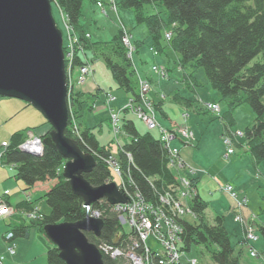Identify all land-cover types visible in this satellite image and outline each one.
Instances as JSON below:
<instances>
[{
    "label": "trees",
    "instance_id": "trees-1",
    "mask_svg": "<svg viewBox=\"0 0 264 264\" xmlns=\"http://www.w3.org/2000/svg\"><path fill=\"white\" fill-rule=\"evenodd\" d=\"M64 14L67 15L71 27L76 31V47L79 45L86 54L106 59L113 76L119 86L132 93V99L139 97L137 79L122 42L120 31L111 41H91L84 37L85 29L81 23L83 16V0H54ZM104 1V0H102ZM100 1L102 4L103 2ZM119 1V0H118ZM115 0L116 6L135 10L139 24L145 23L153 38V47L161 48L160 40L164 36L167 44L180 56L182 66L194 64L203 67L213 88L218 90L228 102V111L219 117L225 120V128L234 122L232 110L243 102L251 105L255 112L253 123L242 132L244 140L234 142L235 147H247L256 162L264 161V60L255 61L264 53V0ZM110 3H112L110 1ZM147 4L162 5L166 8L167 20L161 12L146 14ZM171 25L172 36L167 40L163 31ZM166 34V32H165ZM83 56V55H82ZM81 54H77L74 64L84 62ZM94 94V97L97 96ZM73 90L71 104L80 120L83 105L93 96ZM190 100L183 101L186 107ZM48 124V122H46ZM124 131L130 137L118 152L123 175L133 182L149 200L155 202L159 195L176 189L179 180L170 166L169 149L161 140L160 134L153 131L140 133L132 120L124 119ZM27 130L13 133L4 147L5 163L17 170V177L23 180L28 189L38 182L56 180V183L44 195L50 212L28 224L15 225L12 230L15 238H27L32 227L44 231L48 224L61 222H78L87 216L84 198L77 194L68 179L63 175L66 159L50 145H45L41 154L26 152L23 143ZM33 130V128H32ZM228 130V129H227ZM66 134L72 137L69 129ZM78 140L85 152L94 153L97 164L85 178L93 186H100L113 178L107 163L110 156L107 147L100 145L92 129H82ZM45 136V134L43 135ZM193 180L196 179L193 178ZM130 182L129 184H132ZM197 189V184L195 185ZM191 197L190 205L199 217L196 221L183 220L184 234L182 248L191 252L198 245H204L211 251V259L215 264H242L235 256V246L231 235L224 225V216L218 215L215 225L203 221V213L208 207L198 192ZM92 208L101 212L104 225L100 236L93 232H85L90 242L101 250L102 243L121 245L127 234H120L122 225L119 214L108 201L93 203ZM27 213L33 211L28 204L22 205ZM264 235V226L260 225ZM59 249L53 246L48 251L50 264H66L59 256ZM103 253L105 264H128L125 257L113 258ZM198 258V257H197ZM0 264H3L0 260ZM201 264V261L199 262Z\"/></svg>",
    "mask_w": 264,
    "mask_h": 264
},
{
    "label": "rangeland",
    "instance_id": "rangeland-1",
    "mask_svg": "<svg viewBox=\"0 0 264 264\" xmlns=\"http://www.w3.org/2000/svg\"><path fill=\"white\" fill-rule=\"evenodd\" d=\"M100 1L101 0H96L95 1L96 4H95L92 0H83V16L81 17V21L83 22L84 29H85L84 37L86 39L91 40V41H93L92 40V37H93L94 40L102 42V41L113 40L114 37L120 31H122L121 33H123L122 34L123 36H124L125 32H126V34L129 35L130 43L132 45V49L130 48V46H128V45L126 46L124 44L123 37H122V42H123V45L125 47L126 55L129 59V61L132 63V68L134 69V74H135L134 77L137 79V88H138L137 92L139 93V97L135 98L134 103H136L137 101L139 102L142 99H143V104L148 103L151 106L152 110L154 111V116H155V119L158 122V124H160V123L157 119V115L159 116L160 120L164 121V118L162 117L160 111H158V108H160V105H163L164 102H165V105L163 108L168 110L170 114H172L175 118L179 117V118L183 119V117H184L186 120L187 116H188L187 113H185L182 117L184 108L181 105L177 104L175 101H173V98L178 99V96H180V92H182L183 95L191 96L190 97L191 99L193 98V102L190 103V107H193V108L196 107L195 109H197V107L199 108V112H200L199 114L196 113L195 111H189V114H191V116L193 115L192 117H194V118L197 117L201 121V119H204V116L208 115V113L204 112V109H206L208 112H211L217 116V117L215 116V118H213L212 115H208V117H212L211 122H210L211 123L210 126L212 125L210 127V130H209L210 132L207 131V134H206V136H209V138H208L209 141L206 140V142H205V145H207L209 148L215 147V143L220 142L221 148L223 147L224 149L228 150L229 146L233 147L234 142L245 139V137H242L243 133H242V135H238V134H236V132H239V131L244 132L247 129V127L253 123V121L255 119V112H254V110L250 104H248L247 102H243L242 104L237 106V108L232 110V114H233L234 119H235L234 122L232 123V127H234L233 129H235V130H233L234 133L232 132L230 136H228L227 134L221 136V134L224 132L225 123H226L223 118H219L221 116V108L219 106V109L215 110L214 108H212L210 106L213 104L215 105L219 101L221 103L223 110L227 109V111H228L229 105H228V102L223 99L220 92L218 90H216L215 88H213L212 85L210 84V82H208V78H207V75H206L204 68L200 67V66L196 67V66H194V64H186L185 66H182L180 61L177 64L178 58L180 59V56L177 52H175L171 47L168 46L164 36H162V38L160 40V44H161L162 49L158 48V47L157 48L156 47L150 48L151 45H154L153 38L151 37V35L149 33L147 25L145 23L139 24L137 22L134 9L119 6V10H118V8L116 9L114 7L113 3H110L111 4L110 8L112 11L110 12L111 14H108V10L105 8V6L103 4L102 5L99 4ZM108 1H111V0H108ZM118 2H120V0ZM52 11H53V15L55 17L57 26L59 27V29L63 33V39H64L63 40V51H64V55H65V71H66L67 84H68V90H69L68 91V98H67L68 99V106H69V122H68L67 129H69L71 132L72 137H70V138L77 141L80 149L83 150L81 148L78 140L75 139V138L78 139V137L81 138L82 124H81V120L77 119V114L73 111V107L71 104V96L69 97V92L72 89L71 84L72 85L73 84L79 85V86H75L72 89V91L78 90L80 88V86L86 81V79L88 77L87 80H88V84L90 86L91 85L93 86L94 83L96 82L95 86L101 85L103 87H107L109 90H111L116 95H118V92H119L121 96L118 95L119 98H118L117 102L119 104L120 103H122V104L126 103L123 107H121L119 109H112L110 111L111 123L108 119H105V118L103 119V123L101 121H96L94 115H96V113H97V111L95 110L97 105H96V102H94L95 101L94 99H89L88 103H85L83 105V109L79 113L81 116V113L83 112L81 117H83V115L85 117V113H87V115H88L87 120L91 121V122H93V121L96 122L94 125L95 127L92 129V130H94V134L97 136V139H98L100 145L103 147H107L111 157L116 161V160H118L117 155H118L119 149L122 148V146L125 143L130 141L129 135H127L125 133L124 128H123V124H124V118L123 117L127 116V118H126L127 120L134 121V123L136 124V126L140 132H144V131L146 132L149 129H147L148 128L147 125L144 123L143 120H141L139 118V116L134 111V109L125 108L127 106V104L129 103V101L132 99L129 97L131 95V93L126 92L122 88H119V86H118V84H117V82L113 76L112 70L110 69L108 63L106 62V59L103 56L94 57L91 53L89 54L91 57L90 56L87 57L86 52L82 51V48L79 45L76 47V45L74 44L73 48H72L71 44L69 43V37L77 38L76 31H74V29L71 27V25L68 21L67 15L63 13V11L61 10V8L57 4V2L54 0H52ZM144 12L146 14H154L157 12H161V16L165 20H167V18H168L166 8L162 5L156 6L153 4H147L144 6ZM96 18H99V24L94 22V19H96ZM171 30H172L171 25H167L166 29L163 31V35H166L165 32L166 33L171 32ZM92 34H93V36H92ZM166 39L169 40L168 38H166ZM168 49H170V50H168ZM138 50H139V52H137ZM151 50H153L155 52V54H158V53L162 54V55L157 57V60H155V62L158 65L153 64L155 62H153V55L150 52ZM79 53L81 54V56L83 55L82 58L83 57L87 58V60L89 62L88 68L90 69V72L84 76L81 83H79V76H81L80 66H82V64L81 65H75L74 64V60H75L77 54H79ZM167 57L170 58L171 62H169L167 60ZM71 60H73L72 67L70 66ZM258 60H261V61L264 60V53L257 56L249 65H252L255 61H258ZM135 62H138V66L141 67V69H143V70H145L146 68L149 69L152 66L151 70L157 74L158 81L159 82L163 81L161 87H160V85H157V84L154 85L151 82V80H149L148 78H142L138 73V69H137ZM156 66H162L165 74H160L159 72L155 71L154 67H156ZM167 66H170V68ZM179 69L180 70L185 69V71H187L190 74H193V76L198 79L199 87H198L197 92L200 96L199 100L196 99V93H194V91L190 90L191 88H194V87H192V85H186L190 88V89H188L183 84V76H184L183 71L179 72L180 71ZM141 81H147L149 83V89H148V92L146 94L147 98L140 95ZM161 90L166 94V96H167L166 99L163 96L164 93ZM72 91H71V94H72ZM97 91H98V87L93 89L91 92L94 94L97 93L96 94L97 95V104L100 106V105H102L101 97L105 94L101 93V95H100V94H98ZM151 91H152V94L154 96H160L161 100L158 101L159 103H157V102L155 103V101L152 100L151 95H150ZM107 94H110V93H107ZM129 98H130V100H129ZM114 99H112L109 95L107 96V102L108 103ZM263 102H264V97H263ZM29 105H31L32 108L35 109V111H37V113L39 114V119L41 121H39L38 125H34V127L31 126V128H33V130L30 128V130H27V132H26L27 137H26L25 142L23 143V146H27L28 149L31 148L29 145V142H27L28 139L32 138L33 136H36V137L41 139L42 145H44V139L50 138V132L53 130L51 124L46 120L44 115L39 110H37L32 104H29ZM89 108L94 109V110H88ZM113 113L119 114L120 120L118 123L112 118ZM23 116L24 115H21V116L19 115L17 118L14 119L15 121L13 123H16V124L22 123L24 121V118H25ZM190 119H191V117H190ZM46 122H48V125L50 128L48 129V131H46L44 133V132H42L44 130L43 129L44 126H42V125L45 124ZM192 123L197 128V124L195 123L194 120ZM217 123L220 124L222 127L220 135L214 134L215 125ZM36 126H39V127H36ZM176 126L177 127L178 126L187 127L186 124L185 125L179 124ZM23 129H26V128L23 127L21 130H23ZM74 129L77 130L76 133H72V130H74ZM188 129L190 130V128H188ZM190 131L193 132L192 130H190ZM153 133L155 135H159V130L154 129ZM44 134H45V136H43ZM65 134H66V132H65ZM66 136L69 137L67 134H66ZM194 140H195V136L193 133L192 142ZM5 145H7V142L4 144V146ZM235 148L241 154H243L245 152L244 147H235ZM245 148L248 150L247 147H245ZM42 152H39V153L41 154ZM83 152L85 154L90 153L93 156L95 155L94 153L85 152L84 150H83ZM200 157L203 158L204 156H200ZM94 158H95V156H94ZM67 161L68 160L66 159V162ZM66 162H65V164H66ZM96 164H97V161H96ZM171 165H175L176 167L178 166L177 163H173L172 158L170 159V166ZM177 168H179V167H177ZM177 168L172 167V169L175 171L177 177H186L187 179L188 178L191 179V176H189V175L195 174V172H192V169L194 167L191 165H188L186 162L184 163V166L182 167V169H177ZM63 170H64V166H63ZM185 170L188 172V174H186ZM117 179L118 178L115 175V178H111V180L107 181L106 183L116 182L118 185ZM191 181L195 186L196 182H194L192 179H191ZM127 182H128V180H127ZM215 186H216V184H215ZM209 188L213 189V185H210ZM196 194L197 193L193 194L192 197L195 196ZM263 194H264V190L259 189V188H256L255 191L253 192V198L257 199L254 202L255 203L254 207H255V210L257 211V213L260 214L259 215L260 218L258 217V220L256 219V222L249 223V224H255L254 226L256 229V233H257V235H259V239L257 241H251L250 243L246 242V240L243 241L244 237H245V233L243 230L244 225L241 222H237L235 220L237 216H241L239 210L242 209L243 207H245L246 205L241 206V208H238L236 201H235V204H236L235 208L238 209V211H239L238 213H235V216H234V221L236 223H234L232 221L233 216H230V214L226 215V220H225L226 226L230 230L229 233L231 235V241H232V244L235 246V256H238L240 258V261L242 264H264V235H263L262 231L260 230V228L256 225V223L264 220V197H262ZM203 195H205L206 197L208 196L207 195V189L203 190ZM216 199L217 198L213 199L215 201V203H216ZM232 199L235 200L234 198H232ZM157 201H159V200H157ZM190 201H191V199L189 200V203H190ZM6 203H7V206L9 208H11L12 214L15 213L16 212L15 207H13L11 204H9V202H6ZM218 203H219V201L216 203L218 206L214 205L215 209H213V207H210L208 204V207L204 211L203 216H202L204 222L211 224V225H215V223H216L215 219L219 215L216 213L215 210H217L218 212H221V209H222L221 204H218ZM33 210L35 212H33L32 216H29L30 221L31 220H37V219L41 218L43 215V213H41L39 209H33ZM89 214L91 216H93L92 212H90V210H89ZM94 217H97V216H94ZM198 219H199V217L195 213L187 212L185 215H183L182 220L196 221ZM242 220H244V219L242 218ZM124 230L127 233L131 232L132 229H131V226L129 223L124 224ZM11 231H13V230H11ZM7 235H8V232H7L6 236ZM5 239H7V238H5ZM7 240H9V239H7ZM9 242L10 243H8V247H7L8 253L10 255H14V254H16V251H17L16 243L14 242V244H13V243H11V241H9ZM149 244L156 247V245L152 239H149ZM250 244H253L254 248L257 250L256 255L252 254ZM50 245L52 246L53 244H50ZM189 254L191 256L198 257L197 264H199L200 261H201V264H215V262H213V260L211 259L210 249L208 247H205L204 245H198V246L194 247ZM0 260L2 261L3 264H5L4 258L1 255H0ZM128 264H130V262H128Z\"/></svg>",
    "mask_w": 264,
    "mask_h": 264
},
{
    "label": "crops",
    "instance_id": "crops-1",
    "mask_svg": "<svg viewBox=\"0 0 264 264\" xmlns=\"http://www.w3.org/2000/svg\"><path fill=\"white\" fill-rule=\"evenodd\" d=\"M92 1L96 4L95 2L96 0H92ZM103 5L108 10V14H111L110 12L112 10L110 8L111 5L110 1L104 0ZM94 22L99 24V18L94 19ZM81 23L83 24L82 21ZM92 40L97 41L94 40L93 37ZM151 47H153V45H151L150 48ZM137 52H139V50ZM150 52L153 55V62L157 60L158 56L162 55L159 53L155 54L153 50H151ZM89 56L90 55L87 54V57ZM167 60L171 62L169 57H167ZM179 60L180 59L178 58L177 64L179 63ZM135 63L138 69V73L142 78H148L149 80H151V82L154 85L157 84L160 85L161 87L163 81L160 82L158 81L157 74L151 70L152 66L149 69L146 68L145 70H143L141 69V67L138 66V62ZM153 64L158 65L156 62ZM167 67L170 68V66ZM182 71L184 75L183 84L185 86L192 85V87L194 88L190 89L188 86H186V88L190 89L191 91H194V93H196V99L199 100L200 96L197 92L199 87L198 79L194 77L193 74H190L187 71H185V69L184 70L182 69L179 72ZM87 79L80 86L78 91H81L86 94L84 98H87L88 96L89 97L93 96V99L95 100L94 102H96L97 105L95 108L97 113L96 115H94L96 121H101L103 123V119L105 118L108 119L111 123L110 111L112 109H119L123 107L126 103L119 104L117 102L119 98L118 95L121 96L119 92L118 95H116L107 87H103L101 85L95 86L96 82L94 83L93 86L92 85L90 86L88 84ZM96 87H98V91H97L98 94L100 95L101 93L105 94L101 97L102 105L100 106L97 104V96L94 97V93L91 92ZM107 93H110L115 97V99L109 103L107 102V96H108ZM150 95L152 100L155 101V103L156 102L159 103L158 101L161 100L160 96H154L152 94V91ZM163 96L165 97V99L167 98L165 93L163 94ZM129 97L130 98L133 97L132 93ZM190 97L191 96L183 95V93L180 92V96H178V99L173 98V101H175L177 104L181 105L184 108L182 117L185 113L188 114L186 120L184 117L183 119L179 117L175 118L172 114H170L168 110L163 108L165 105L164 102L163 105H160V108H158V111H160L162 117L164 118V121H162L159 119V116L157 115V119L159 123L166 129H171L174 126L177 127L176 125L179 124L180 125L186 124V126L193 131L195 140L191 144H188L181 138H176L172 141V147L180 149V154L182 159L188 165L193 166L197 170L196 174H190L189 176L196 179L197 192L199 193V195L204 200H206L209 206L213 207V209H215L214 205H217L216 203L218 201H219L218 204H221V208H222L221 212H218L217 210L215 211L217 214L225 216L224 225L227 228L228 232H230V230L226 226V221H225L227 214L233 216L232 221L234 223H236L234 221L235 213H238L239 211L241 217L244 219V222L246 224L256 222V219L258 220V217L260 218L259 216L260 214L257 213L254 207L255 205L254 202L257 199L253 198V192L255 191L256 188L264 190V161L256 162L255 159L250 154V152L245 147H244L245 152L243 154L239 153L238 150L235 148L234 144L233 147L235 148V152L230 154H228L227 149H224L223 147H222L223 149L221 148L220 142L215 143V147L213 148H209L207 145H205L206 140H208L209 138V136H206L207 131L210 132L209 130L210 127L212 126V125L210 126L211 118L212 117L215 118L216 115L204 109V112L208 113V115H212V117H208V115L204 116V119H201V121L197 117L196 118L192 117L193 115L191 116V114H189V111H195L196 113L199 114L200 113L199 108L197 107V109H195L196 107L195 108L190 106L186 107L182 103L180 104L181 99L183 101L190 100L191 102H193V98L191 99ZM216 104L220 106L221 114L224 115L227 112V109L223 110L221 103L219 101ZM88 110H94V109L89 108ZM19 115L20 116L24 115L23 116L25 117L24 121L18 124L13 123L15 121L14 119L17 118ZM87 116H88L87 113H85L86 118L84 117V115L83 117L80 118L82 129H88V128L93 129L95 127L94 125L96 122L88 121ZM123 118L126 119L127 116ZM193 120L197 124V128L192 123ZM39 121L41 120L39 119V114L37 113V111H35V109H33L32 106L26 103L25 101L18 98L0 96V200L3 199L6 202H9V204L15 207V211H16L13 214L11 213L7 216L0 218V255L4 258L5 264H50L48 260V251L53 246H55L52 243V241L47 237L45 231H41L38 227L31 228L30 235L27 238H22V237L15 238L17 251L16 254L14 255H10L8 253L7 247H8V243L10 242L9 240L5 239L7 232L11 231L15 225L30 223L29 214L26 212V210L22 209V205H24L25 203L30 205V207L33 209H39L40 212L43 214H48L51 210L47 201H45L46 198L44 197V195L56 183V180L38 182L37 184H35V186L28 189L25 182L17 177L16 168L12 165L6 164L5 159L3 157V152L5 148L4 144L10 140L11 135L17 131H21L23 127H25L26 129H30L31 126L34 127V125H38ZM42 126H44L43 127L44 130L42 131L44 133L48 131V129L50 128L49 125L46 123L43 124ZM233 128L234 127H232L231 125L228 128H225L221 136L225 134L230 136L233 130H235ZM221 130H222L221 125L217 123L215 125L214 134L220 135ZM92 131L94 132V130ZM146 132L144 131L140 133H146ZM200 156H204V157L202 158ZM186 174H188L187 171ZM113 178H115L114 173H113ZM220 183H230L234 185L236 189L239 191L240 197L242 196L248 197L247 205L238 211V209L235 208L236 206L235 200H233L231 196L227 194L225 191L220 189ZM210 185H213V189L209 188ZM204 189H207V195H208L207 197L203 195ZM6 191H8V193H6ZM262 197H264V194ZM214 198H217L216 203L213 200ZM102 200L107 201V199H102ZM262 224H264V220L256 223L258 227H260V225L262 226ZM243 230L245 233L244 226H243ZM245 240L246 238L244 237L243 241ZM50 244L53 245L51 246Z\"/></svg>",
    "mask_w": 264,
    "mask_h": 264
},
{
    "label": "water",
    "instance_id": "water-1",
    "mask_svg": "<svg viewBox=\"0 0 264 264\" xmlns=\"http://www.w3.org/2000/svg\"><path fill=\"white\" fill-rule=\"evenodd\" d=\"M63 33L52 11V0H0V96L32 104L51 124L44 145L58 150L68 161L63 175L85 200L87 216L78 222L44 227L66 264H105L103 253L85 232L101 235L104 220L89 214L102 199L111 205L125 204L128 197L116 182L93 186L85 178L96 159L85 154L77 141L67 137L69 122L68 84ZM26 152L40 154L24 147Z\"/></svg>",
    "mask_w": 264,
    "mask_h": 264
},
{
    "label": "built area",
    "instance_id": "built-area-1",
    "mask_svg": "<svg viewBox=\"0 0 264 264\" xmlns=\"http://www.w3.org/2000/svg\"><path fill=\"white\" fill-rule=\"evenodd\" d=\"M114 7L117 9L114 0H111ZM102 5L101 2H99ZM172 36L171 32L166 33V37L170 39ZM77 38L69 37V43L73 48L76 43ZM123 42L127 46L132 45L130 43V37L128 34H124ZM84 62L80 66L79 83L83 80L84 76L90 72L88 68L89 62L87 58L83 57ZM73 60L70 61V66L72 67ZM154 70L160 74H165L162 66L154 67ZM72 89L77 84H71ZM69 92V97L71 96V91ZM149 89V83L147 81H141V92L140 95L146 97ZM112 99L115 97L112 94H108ZM147 98V97H146ZM140 100V99H139ZM210 107L215 110L219 109V105L213 104ZM127 109L132 108L137 113L139 118L144 121L149 130L158 129L161 140L165 146L169 149L170 159H173V163H177L179 168L175 165L177 169H182L185 161L182 159L180 154V149L172 147V141L176 138H181L188 144L192 143L193 132H191L185 126L173 127L171 129H166L162 127L155 119L154 111L148 103L143 104V99L134 103V99H131L127 106ZM118 113H113L112 118L118 123L119 118ZM76 129L72 130V133H76ZM238 135H242V132H236ZM228 140V139H227ZM29 148L32 151L42 152L44 145L40 138L33 136L28 139ZM31 143H36V148H34ZM23 146V145H22ZM27 146H23V148ZM235 148L229 146L228 153H234ZM107 163L113 173L118 177L119 189L128 197V201L125 204L113 205L115 210L119 214V220L122 225L121 235L127 234L125 241L126 245H113L109 243H102L100 245L101 251L105 254L111 255L113 258L125 257L130 264H197L198 258L196 256H191L189 253L182 248L183 245V234L184 227L182 223L183 215L187 212L195 213L189 203L192 195L197 192L196 186L192 183L191 179L186 177H178L179 186L176 189L167 191L165 194L159 195V201H149L143 193L133 186V182L123 175L121 164L118 160H114L111 155L107 157ZM196 169L193 168L192 172ZM128 180V182H127ZM195 182V180H193ZM132 182V184H129ZM193 184V185H192ZM220 189L228 193L232 198L235 199L237 207L247 205L248 197H240L239 191L236 187L230 183H220ZM8 193V191H6ZM104 201V200H100ZM93 205V204H92ZM90 206V212L93 216L101 217V212ZM11 208L7 206V203L1 199L0 200V218L11 214ZM34 210L29 212V216L33 215ZM43 216V215H42ZM237 222H241L244 225L246 242L257 241L259 235L256 233L255 224H245L241 216H237L235 219ZM129 223L131 226V232L127 233L124 230V224ZM264 226V224H263ZM11 243L14 244L15 237L13 231H9L6 236ZM149 239H152L156 247L149 244ZM251 245V251L253 255L257 254V250Z\"/></svg>",
    "mask_w": 264,
    "mask_h": 264
},
{
    "label": "bare ground",
    "instance_id": "bare-ground-1",
    "mask_svg": "<svg viewBox=\"0 0 264 264\" xmlns=\"http://www.w3.org/2000/svg\"><path fill=\"white\" fill-rule=\"evenodd\" d=\"M31 145L34 147V148H36V143H31ZM122 244H124V242H121ZM102 252V251H101Z\"/></svg>",
    "mask_w": 264,
    "mask_h": 264
}]
</instances>
